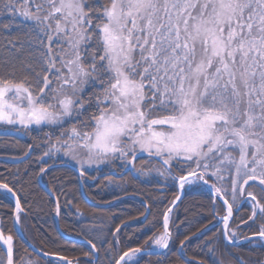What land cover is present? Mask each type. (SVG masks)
Masks as SVG:
<instances>
[{
	"label": "snow or ice",
	"instance_id": "1",
	"mask_svg": "<svg viewBox=\"0 0 264 264\" xmlns=\"http://www.w3.org/2000/svg\"><path fill=\"white\" fill-rule=\"evenodd\" d=\"M5 16L0 125L48 127L52 143L43 157L60 154L81 176L119 162L125 175H145L147 166L181 190L208 186L223 207L218 222L226 240L236 235L234 207L238 215L245 204L250 215L242 222L259 221L254 235L264 238V0H0ZM13 27L23 39L3 35ZM46 174L39 169V179ZM6 181L0 198L14 200L13 227L23 241L27 212L16 185ZM171 212L162 213V231L144 241H151L148 250L129 245L113 256L111 243L100 240L109 264L166 256L152 246L171 251ZM198 231L205 236L211 229ZM86 243L85 255L95 257L89 264H100V249L92 239ZM212 243L204 247L212 264H221ZM28 247L47 264H80L58 250ZM21 262L37 264L18 255L0 220V264Z\"/></svg>",
	"mask_w": 264,
	"mask_h": 264
},
{
	"label": "trees",
	"instance_id": "2",
	"mask_svg": "<svg viewBox=\"0 0 264 264\" xmlns=\"http://www.w3.org/2000/svg\"><path fill=\"white\" fill-rule=\"evenodd\" d=\"M7 19L6 16L0 17V23H6ZM3 35L13 37L20 35L22 39L24 38L23 33L15 27L10 33L5 31ZM2 44L3 39L0 37V45ZM19 131L24 133L15 131L0 134V180L7 178L6 182H9L10 186L16 185L14 190L21 196V202L34 225V238L39 247L51 253L58 250L61 255L69 258L85 256L87 258L82 259L81 264H89L95 257L85 255L89 252L85 240L92 239L100 249V264H109L100 240L107 239L112 246V255L116 256L129 245L132 247L143 245V248H147L151 241L149 240L148 244L144 241L148 240L153 232L162 231L160 228L162 213L171 207L178 196L177 185L171 177L162 179L159 173L149 172L145 166V175L111 176L110 181L109 176L98 177L101 173L111 170L110 166H105L96 172H88V179L83 181L78 172L69 166H55L65 162V158H56L54 161V157L51 159L43 157L49 144L46 138V133L50 131L48 127ZM22 157L26 159L18 162ZM41 157L47 162H43ZM118 164L119 162H114L112 166L118 167L120 166ZM137 167H140L139 160ZM40 168L47 170L42 180L39 179ZM42 183L48 184L54 196H50L44 190ZM55 197H59L61 207L60 225L72 237L71 239L61 236L57 229ZM213 200V194L205 188L187 189L172 216L171 251H167L166 256L145 255L140 264H185L184 256L194 261V264H200L194 259L212 264L210 251L204 247L205 241L210 239L215 242L218 251L234 260L235 264H242L244 256L248 257V260L254 258L256 252L246 254L247 250L244 247L228 245L221 234H213L214 229L211 226L215 221ZM104 204L108 206H103ZM146 204L150 206L151 212L144 221ZM13 207L10 198H0V219L6 229H11V234L17 241L18 255L24 258L26 252L32 251L16 235L13 227ZM249 215L250 209L246 207L239 211L238 215L237 212L235 214V223L231 226H235L241 236L252 234L258 229L257 223L242 222V218L247 219ZM236 224L240 227L237 228ZM205 226L211 228V231L201 236L198 230H203ZM116 228L120 231L116 232ZM78 239L83 240L80 242ZM186 241L182 256L179 247L181 242Z\"/></svg>",
	"mask_w": 264,
	"mask_h": 264
},
{
	"label": "flooded vegetation",
	"instance_id": "3",
	"mask_svg": "<svg viewBox=\"0 0 264 264\" xmlns=\"http://www.w3.org/2000/svg\"><path fill=\"white\" fill-rule=\"evenodd\" d=\"M24 159H26V157H22V158H20L19 160H18V162H21V161H23ZM48 161H49V159H48ZM63 164H67V165H63ZM56 165H59V166H69L70 168H72L70 165H74L73 163H71V162H67L66 160H65V162H62L61 164H55V166ZM119 165V164H118ZM74 166H76V165H74ZM77 167V166H76ZM105 167V166H104ZM103 168V167H102ZM102 168H100V169H102ZM110 168H111V170H109V171H105V172H103V173H101L98 177H103V176H118V177H121V176H123V175H125L124 174V170L120 167V166H118V167H116V166H110ZM72 169H74V168H72ZM74 170H76L77 172H78V174L80 175V173H79V170H78V167H77V169H74ZM120 170H122V171H120ZM97 170H89L88 172L89 173H91V172H96ZM87 172V173H88ZM113 172H115V173H113ZM85 174L84 176H81L82 177V180L83 181H86V179H88V174ZM147 178V177H146ZM42 186H43V188H44V190L49 194V190H51L50 188H49V186H48V184H46V183H42ZM196 187H202V188H205L206 190H208V191H210L211 192V189L208 187V186H195V188ZM177 189H178V185H177ZM185 189H186V191H187V188L185 187ZM52 191V190H51ZM53 192V191H52ZM54 193V192H53ZM212 193V192H211ZM185 194H186V192H185ZM213 194V193H212ZM178 196H179V190H178ZM177 196V197H178ZM185 196V195H184ZM213 196H214V200H213V213H214V208H215V221L213 222V224L211 225L212 227H213V229H214V235H220V229L222 228V225H220L219 224V217H221V216H223L224 215V211H223V207L221 206V203H220V201L218 200V199H216L215 198V195L213 194ZM11 200H12V202H13V204H14V200L11 198V197H9ZM177 199V198H176ZM175 199V200H176ZM174 200V201H175ZM22 203V202H21ZM181 203V202H180ZM173 205V204H172ZM171 205V206H172ZM22 206H23V204H22ZM103 206H108L107 204H104ZM146 206H147V212H146V214H145V216H144V221H145V217L147 216V219H148V217H149V215H150V212H151V208H150V206L148 205V204H146ZM179 206V205H178ZM177 206V207H178ZM24 207V206H23ZM176 207V208H177ZM244 207H246V208H248V206L245 204V205H241V210H243L244 209ZM176 208H175V210H176ZM148 210H149V213H148ZM174 210V211H175ZM240 210V211H241ZM13 211H14V207H13ZM27 212V211H26ZM236 208L234 207V215H233V219H234V217H235V214H236ZM174 213V212H173ZM173 213H172V215L170 216L171 218H172V216H173ZM60 216H61V207H60V211H59V215H57V213H56V216H55V218H56V223H57V229H58V222H57V218L59 217V224H60ZM29 219H30V217L28 216V213H27V215H22L21 216V220H20V227H22V229H23V234L26 236V238L29 240V241H31L36 247H38V248H40L41 250H44V251H46L45 249H43V248H41V247H39L38 245H37V243H36V240H35V238H34V235H35V228H34V225H33V223L31 222V219H30V221H29ZM1 220V219H0ZM230 225H232V222H230ZM257 225H258V227H259V222H257ZM60 227H61V229H62V231L64 232V234H65V236L64 235H62L61 233H60V231H59V229H58V231H59V233L61 234V236H63L64 238H72V237H70V235H68L64 230H63V228H62V226L60 225ZM216 229H215V228ZM257 227V228H258ZM15 228V227H14ZM170 228V227H169ZM211 229V228H210ZM15 230H16V232H17V229L15 228ZM171 231V230H170ZM255 233V232H254ZM254 233H252V234H248V235H246V236H240L239 238H237V239H235V240H232V241H239V240H242V239H246V237H247V240H245V241H243L240 245H237V246H240V247H244V249L245 250H247V251H245V253L246 254H249V253H251V254H253V253H255L256 252V254L254 255V258H250V260H248V257H246L245 258V256H244V261H242V264H264V238H261V237H251V236H254ZM248 237H250V238H248ZM223 239L225 240V242L228 244V245H231L230 243H228L227 241H226V239L223 237ZM82 240L83 239H78V241H80V242H82ZM211 240V239H210ZM214 240V239H213ZM87 240H85V242H86ZM172 241H173V239H172ZM24 242V241H23ZM25 243V242H24ZM187 243V241L186 242H184V246H185V244ZM25 245L28 247V245L25 243ZM171 245H172V243H171ZM232 246H235V245H232ZM153 247V249H156V250H159L157 247L156 248H154V246H152ZM171 247V246H170ZM29 248V247H28ZM148 248H149V246L147 247V248H143L144 250H148ZM211 248L214 250V252H215V259H219V256H221V252L220 251H218V249L216 248V245H215V242L213 241V243H212V245H211ZM30 249V248H29ZM180 249H181V246L179 247V253H180V255H182V256H184V253L183 254H181V251H180ZM31 250V249H30ZM32 251V250H31ZM168 251V250H167ZM166 251V252H167ZM28 252H30V251H28ZM32 252H34V251H32ZM46 252H49V251H46ZM31 253V252H30ZM35 253V252H34ZM51 253V252H50ZM35 254H37V253H35ZM38 255V254H37ZM209 255H210V258H211V256H212V254H211V252H209ZM225 255V254H224ZM39 256V255H38ZM66 257V256H65ZM69 258V257H68ZM85 258H87V257H85V256H82V257H79V258H70V259H73V261H75V260H79V262H80V264H81V260L82 259H85ZM184 258H187V257H185L184 256ZM188 259V258H187ZM212 259H213V256H212ZM197 263H200V264H210V263H205V262H203V261H201V260H198V259H194Z\"/></svg>",
	"mask_w": 264,
	"mask_h": 264
},
{
	"label": "rangeland",
	"instance_id": "4",
	"mask_svg": "<svg viewBox=\"0 0 264 264\" xmlns=\"http://www.w3.org/2000/svg\"><path fill=\"white\" fill-rule=\"evenodd\" d=\"M5 125H0V134H2V133H5L4 131H3V129L5 128L4 127ZM8 129H9V132H7V133H11V132H15L16 130H14L13 129V127L12 126H6ZM33 128H35V126H33ZM39 129V128H38ZM24 130H26V129H24ZM16 132H21V133H24L23 131H16ZM49 143H52V141H49ZM21 152H23V151H19V153H21ZM54 157V161H56L57 159L56 158H64V157H62V155H60V154H57L56 156H53ZM52 158V157H51ZM50 159V158H49ZM65 160V159H64ZM71 163H73L74 164V162H71ZM75 165V164H74ZM102 167H104V166H101V168ZM155 167H160V165L159 164H157V165H155ZM153 173H155V174H157L158 172H156V171H152ZM167 177H170V176H161L160 178H162V179H165V178H167ZM195 186H200V185H196V184H194V185H186L185 187L187 188V189H193ZM258 191V190H257ZM171 220H172V218L170 217V224H171ZM170 226V225H169ZM232 227V229L235 231V233H236V235H235V237H234V239L233 240H235V239H237V238H239L240 236H241V234H240V232H238L237 230H236V228H235V226H231ZM154 246V248H156L157 246H155V245H153ZM27 260H33V261H37V264H47V262H46V260L44 259V258H42L41 256H38V255H35V253H30V252H26V255L24 256V261H27ZM220 262H221V264H235L234 263V260H232L230 257H227L226 255H224L223 253H221V256H219V259H218ZM21 264H23V262H21Z\"/></svg>",
	"mask_w": 264,
	"mask_h": 264
},
{
	"label": "water",
	"instance_id": "5",
	"mask_svg": "<svg viewBox=\"0 0 264 264\" xmlns=\"http://www.w3.org/2000/svg\"><path fill=\"white\" fill-rule=\"evenodd\" d=\"M63 165H67V164H63ZM72 168H74V169H77V167L76 166H74V165H70ZM113 173H115V172H113ZM178 190H179V199H176L175 200V206H171L172 207V212L169 214L170 216L172 215V213L174 212V210H175V208L180 204V202L182 201V199L184 198V195H185V192H186V189L184 188V189H180L179 187H178ZM211 192L214 194V192L211 190ZM215 195V194H214ZM148 213H149V210H148ZM233 215H234V213H233ZM57 222H58V229H59V231H60V233L62 234V235H64L65 236V234H64V232L62 231V229H61V227H60V224H59V217L57 218ZM17 229V228H16ZM23 234V233H22ZM23 237H24V242L28 245L29 243L30 244H32V245H34L31 241H29L27 238H26V236L23 234ZM251 237H258V235H254V236H251ZM248 238H250V237H248ZM245 240H247V239H242V240H239V241H228V240H226L228 243H230L231 245H235V246H237V245H240L243 241H245ZM171 243H172V240L170 241V244H169V248H170V246H171ZM32 251H34L33 250V248H31V247H29ZM35 249H37V250H41L40 248H38V247H36L35 246ZM43 252H46V251H44V250H42ZM157 251H167V250H157ZM35 253H37V251H34ZM48 253H50V252H48ZM38 254V253H37ZM40 256V255H39ZM68 258V257H67ZM68 259H70V258H68ZM70 260H73V259H70Z\"/></svg>",
	"mask_w": 264,
	"mask_h": 264
}]
</instances>
